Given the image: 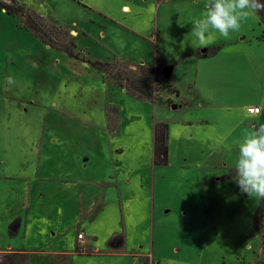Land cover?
Returning <instances> with one entry per match:
<instances>
[{
  "label": "rangeland",
  "instance_id": "374dc122",
  "mask_svg": "<svg viewBox=\"0 0 264 264\" xmlns=\"http://www.w3.org/2000/svg\"><path fill=\"white\" fill-rule=\"evenodd\" d=\"M204 4L0 0V264H150L127 251L157 264H264L252 227L261 198L238 193L234 173L256 128L241 109L264 106V27L254 13L201 45ZM27 11L55 46L28 29ZM94 61L145 81L155 104ZM154 123L168 126L164 166L152 163Z\"/></svg>",
  "mask_w": 264,
  "mask_h": 264
},
{
  "label": "clouds",
  "instance_id": "9594fccd",
  "mask_svg": "<svg viewBox=\"0 0 264 264\" xmlns=\"http://www.w3.org/2000/svg\"><path fill=\"white\" fill-rule=\"evenodd\" d=\"M202 18L194 22V32L201 45L213 39V33L227 37L239 31L241 23L252 14L264 12L262 0H205ZM8 85L16 81L7 78ZM235 177L242 193L264 198V124L251 130L237 144Z\"/></svg>",
  "mask_w": 264,
  "mask_h": 264
},
{
  "label": "trees",
  "instance_id": "16d2710c",
  "mask_svg": "<svg viewBox=\"0 0 264 264\" xmlns=\"http://www.w3.org/2000/svg\"><path fill=\"white\" fill-rule=\"evenodd\" d=\"M264 2V0H262ZM28 15L32 17L31 23L28 24V29H30L34 36L39 38L41 41L55 46L54 42L49 39V35H53L51 30L53 28H49V31L47 32L44 27V24L40 20L41 18L32 14V12H28ZM259 22L264 27V12L258 13ZM48 28V26H46ZM260 39H264V33L260 37ZM58 46V45H57ZM58 49H63L64 51H68V47L65 46H58ZM71 49V47H70ZM218 51V47L211 48L207 50L204 54V56L210 57L216 54ZM69 55L72 56L71 51H69ZM89 65L92 66L94 69L104 71L106 75H109L111 79H113L115 82L118 83L119 86L126 89V91L131 92L135 97L138 99H145L149 100L153 104H155L154 99L151 97V93L147 91V87L144 85L145 81L142 80H133L130 78V76H121L113 72V63H103V62H89ZM161 72V71H160ZM122 80H125L126 82H130L133 84V90H130L124 87L121 82ZM167 139H168V126L166 123H154L153 126V135H152V163L154 166H164L168 162V146H167ZM230 177V176H229ZM235 183L237 185V182L235 180ZM237 192L241 193L238 185H237ZM244 196H247V194L243 193ZM264 198H261L259 205L257 209L254 212L253 220H252V227L255 233H257L262 239H263V230H264ZM16 223H14L12 226H14ZM120 238H114L115 245L117 241H119ZM263 242V240H262Z\"/></svg>",
  "mask_w": 264,
  "mask_h": 264
},
{
  "label": "crops",
  "instance_id": "0c3cea01",
  "mask_svg": "<svg viewBox=\"0 0 264 264\" xmlns=\"http://www.w3.org/2000/svg\"><path fill=\"white\" fill-rule=\"evenodd\" d=\"M122 7H124V10H129V6H127V5H123ZM212 48H215V47H212ZM217 48V47H216ZM207 50H209V49H206V50H202V56L203 57H206V59H213V58H215L216 56H217V54H219V50H220V47H218V51L216 52V54L215 55H213V56H210V57H207V56H204V54H205V52L207 51ZM163 65H165V64H163ZM166 67H170L171 68V74H172V72H173V70H174V67L172 66V65H168V66H166ZM171 74H170V76H171ZM256 106H259L260 107V113L259 114H257V115H251V114H249L247 111H246V109H247V107H256ZM245 109L243 108V109H241V114L244 116V117H246V118H251V119H253V124H254V126H259V125H261V124H264V106H260V105H256V104H253V105H248ZM98 208H100V207H98ZM77 242V241H76ZM122 246V245H121ZM120 246V247H121ZM127 252H129V254H131V255H133V257L134 258H136V256H141V254L142 255H146L147 257H150V264H157V262H154L153 261V259H152V257L150 256V255H148V254H146V253H143V252H135V251H127ZM126 252V248H125V246H124V250H123V252H120V253H118V255H124L125 253H127ZM137 259V258H136ZM137 261H139V259H137ZM140 264H142V263H140ZM143 264H148L147 262H143Z\"/></svg>",
  "mask_w": 264,
  "mask_h": 264
},
{
  "label": "water",
  "instance_id": "95a60500",
  "mask_svg": "<svg viewBox=\"0 0 264 264\" xmlns=\"http://www.w3.org/2000/svg\"><path fill=\"white\" fill-rule=\"evenodd\" d=\"M171 74V68L170 67H164L161 69V75L159 76L160 79H168Z\"/></svg>",
  "mask_w": 264,
  "mask_h": 264
},
{
  "label": "built area",
  "instance_id": "2783aa9c",
  "mask_svg": "<svg viewBox=\"0 0 264 264\" xmlns=\"http://www.w3.org/2000/svg\"><path fill=\"white\" fill-rule=\"evenodd\" d=\"M260 107L259 106H256V107H248L246 109V111L251 114V115H257L260 113Z\"/></svg>",
  "mask_w": 264,
  "mask_h": 264
}]
</instances>
